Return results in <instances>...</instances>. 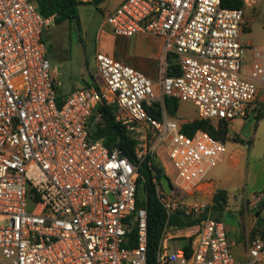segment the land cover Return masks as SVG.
Here are the masks:
<instances>
[{
	"label": "built area",
	"instance_id": "built-area-1",
	"mask_svg": "<svg viewBox=\"0 0 264 264\" xmlns=\"http://www.w3.org/2000/svg\"><path fill=\"white\" fill-rule=\"evenodd\" d=\"M54 22L36 0H0V264H149L139 165L161 147L176 177L171 193L153 180L166 212L154 264H264L263 235L237 260L225 224L187 200L226 147L207 131L184 132L185 121L165 105L166 98L192 102L205 121L248 116L264 89V43L244 73V8L223 0H124L108 14L104 25L115 35L161 38L165 54L175 56L177 74L163 70L160 90L99 53V84L60 96L43 40ZM99 106L116 107L115 121L137 142L134 161L92 138ZM176 212L201 220L178 229L170 225Z\"/></svg>",
	"mask_w": 264,
	"mask_h": 264
},
{
	"label": "rangeland",
	"instance_id": "rangeland-1",
	"mask_svg": "<svg viewBox=\"0 0 264 264\" xmlns=\"http://www.w3.org/2000/svg\"><path fill=\"white\" fill-rule=\"evenodd\" d=\"M106 4L100 6L102 11L94 5L79 7L81 30L75 23L65 22L50 25L45 31L48 58L52 73L60 83L57 89L60 96H67L84 80H90L91 75L98 79L93 27L101 14L105 13ZM244 11L246 26L240 39L245 49L243 58L246 64L242 71L248 73L254 50L264 43V0H249L248 4L245 3ZM258 99L251 105L246 118L226 122L228 134L218 137L225 143L226 152L223 160L205 178L214 183H205L187 197L189 202L206 205L204 216L222 221L230 239L237 241L240 238L245 245L259 235L264 236V225L259 224V221H264V197L260 199L264 194V89ZM179 105L174 119L185 121V124L199 120L198 108L194 103L179 101ZM208 122L217 130L224 127L222 121ZM155 154L166 175L168 170L169 178L174 180L176 175L167 150L161 147ZM218 190H225L228 194V204L222 212L215 210L213 204ZM29 211H32L31 207ZM179 244L182 245L183 240H179Z\"/></svg>",
	"mask_w": 264,
	"mask_h": 264
},
{
	"label": "trees",
	"instance_id": "trees-1",
	"mask_svg": "<svg viewBox=\"0 0 264 264\" xmlns=\"http://www.w3.org/2000/svg\"><path fill=\"white\" fill-rule=\"evenodd\" d=\"M104 1L105 0H92L90 2H84L82 0H36V3L38 11L43 17L49 18L55 16L54 24L61 25L65 22L75 23L79 30H81L79 7L83 5H94L98 8ZM223 5L227 8H244L245 2L244 0H223ZM43 40L47 44L45 33L43 35ZM167 59V73L169 75L177 74L178 70L175 63V56L169 54ZM165 105L169 115L174 117L179 109V101L173 98H166ZM116 112L117 109L115 106H99L97 108L92 118V138L104 140L105 145L110 149L119 148L126 156L134 161L136 158L135 147L137 142L115 121ZM98 114L101 115V120H98ZM156 116L159 117V114L156 113ZM222 125H224V127L217 130L208 121L195 120L185 124L183 130L188 134L204 130L218 139L220 135L225 137L228 134V125L226 122L222 123ZM139 171L145 179V182L139 187V206L143 205L140 200L143 193L146 194L148 199L146 205L148 209L149 229L148 263L154 264V255L166 223V212L155 197V185L153 180L155 179L158 183H161L166 173L164 167H162L158 161L156 154L151 153H149L145 160L139 165ZM213 204L215 210L224 211L228 204L227 192L225 190H218L213 198ZM262 205L257 211L258 215L260 214ZM200 220L201 218L196 219L176 212L170 218V225L182 229L194 226Z\"/></svg>",
	"mask_w": 264,
	"mask_h": 264
},
{
	"label": "crops",
	"instance_id": "crops-1",
	"mask_svg": "<svg viewBox=\"0 0 264 264\" xmlns=\"http://www.w3.org/2000/svg\"><path fill=\"white\" fill-rule=\"evenodd\" d=\"M83 1L90 2L92 0ZM123 1L124 0H105L103 2H107L106 8L104 10L105 13L101 14V17H99L93 27L95 54L97 55L99 53H102L108 55L124 65L139 70L155 83L156 90H160V82L163 70H167L168 67V59L164 51L163 39L146 34H139L133 37L118 36L115 35L108 26L104 25L105 17L108 14L112 13ZM103 3L99 5V7L97 8L98 10L102 11L100 9V6ZM95 67L98 79L91 75L90 80H84V83L81 86H77L78 88L76 89H79L84 85L99 84L100 81L96 57ZM166 172L169 175L168 170H166ZM205 183L211 184L214 182L206 181ZM205 183L203 185H205ZM262 197H264L263 193L261 194L260 199H262ZM256 202H254L253 204H256ZM229 240L233 245V251L236 255L237 260H242L245 257V250L247 245H245L243 241L240 240V238L239 240L235 241L231 240L229 237Z\"/></svg>",
	"mask_w": 264,
	"mask_h": 264
},
{
	"label": "water",
	"instance_id": "water-1",
	"mask_svg": "<svg viewBox=\"0 0 264 264\" xmlns=\"http://www.w3.org/2000/svg\"><path fill=\"white\" fill-rule=\"evenodd\" d=\"M161 184L167 193H171L173 191V186L169 176L165 175L161 180ZM259 224L264 225V221H259Z\"/></svg>",
	"mask_w": 264,
	"mask_h": 264
}]
</instances>
